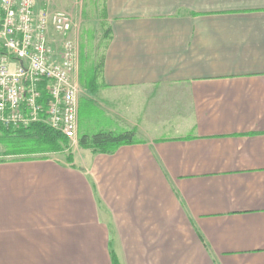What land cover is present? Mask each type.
Masks as SVG:
<instances>
[{
    "label": "crops",
    "instance_id": "0c3cea01",
    "mask_svg": "<svg viewBox=\"0 0 264 264\" xmlns=\"http://www.w3.org/2000/svg\"><path fill=\"white\" fill-rule=\"evenodd\" d=\"M101 17L77 137L134 141L0 160V264H264V0H104Z\"/></svg>",
    "mask_w": 264,
    "mask_h": 264
},
{
    "label": "built area",
    "instance_id": "2783aa9c",
    "mask_svg": "<svg viewBox=\"0 0 264 264\" xmlns=\"http://www.w3.org/2000/svg\"><path fill=\"white\" fill-rule=\"evenodd\" d=\"M72 30L66 13L37 10L33 0H0L1 126L42 122L75 141L78 100L72 75L77 53Z\"/></svg>",
    "mask_w": 264,
    "mask_h": 264
},
{
    "label": "rangeland",
    "instance_id": "374dc122",
    "mask_svg": "<svg viewBox=\"0 0 264 264\" xmlns=\"http://www.w3.org/2000/svg\"><path fill=\"white\" fill-rule=\"evenodd\" d=\"M37 10L47 9L51 12H63L68 14L73 22L72 40L76 45V68L72 75V81L77 89L78 100V123H87L91 120L92 97L88 95L90 74L101 61L104 44L107 38L105 23L101 17L104 0H33ZM90 88V87H89ZM91 93V92H90ZM77 137V133H76ZM78 137L74 142L68 141L62 151L71 154L72 151L82 149L78 145ZM5 145L0 143V160H9L14 157H4ZM59 153V152H58ZM54 154V153H51ZM51 154H46L49 156ZM18 157V156H17Z\"/></svg>",
    "mask_w": 264,
    "mask_h": 264
},
{
    "label": "trees",
    "instance_id": "16d2710c",
    "mask_svg": "<svg viewBox=\"0 0 264 264\" xmlns=\"http://www.w3.org/2000/svg\"><path fill=\"white\" fill-rule=\"evenodd\" d=\"M100 63L89 76V85L96 84L100 73ZM89 86V87H90ZM88 88V87H87ZM91 89V87L89 88ZM92 91V89H91ZM46 94L42 95L40 104L44 108ZM41 119L43 115L40 116ZM132 131L123 133L99 132L93 135L79 137L78 145L93 153L111 154L118 147L132 144L134 141ZM0 143L5 145L4 157L46 158V154L58 153L67 146L68 141L58 132L53 131L42 122L32 123L27 127H3L0 125ZM112 264H118L111 255Z\"/></svg>",
    "mask_w": 264,
    "mask_h": 264
}]
</instances>
